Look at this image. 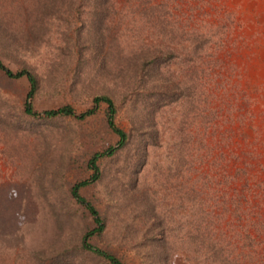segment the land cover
<instances>
[{"label":"rangeland","instance_id":"obj_1","mask_svg":"<svg viewBox=\"0 0 264 264\" xmlns=\"http://www.w3.org/2000/svg\"><path fill=\"white\" fill-rule=\"evenodd\" d=\"M150 3L152 13L136 11L132 0L113 4V45L97 40L86 13L76 34L49 17L41 37L14 40L0 57L41 78L32 98L38 110L67 100L79 111L101 86L86 85L91 73L111 85L126 69L144 70V87L152 84L155 95L167 83L178 95L156 110L137 99L134 108L128 101L116 112L115 123L132 135L129 154L100 158V178L79 188L105 222L92 243L125 264H264V0ZM79 49L83 85L67 92L76 71L66 53ZM25 88L24 78L0 73V90L10 99ZM102 107L77 121L57 117L32 124L36 129L25 121L18 133L0 128V264L20 246L75 245L91 225L67 188L89 174L87 156L116 139ZM134 143L145 146L140 156H131Z\"/></svg>","mask_w":264,"mask_h":264},{"label":"trees","instance_id":"obj_2","mask_svg":"<svg viewBox=\"0 0 264 264\" xmlns=\"http://www.w3.org/2000/svg\"><path fill=\"white\" fill-rule=\"evenodd\" d=\"M114 3H117V0H0V48L15 45L14 40L27 43V41L38 39V37L42 36L40 34H44V31L48 30L46 20L49 17H56L58 23L63 26V31L76 34L83 25L82 15L86 13L91 17L89 21L94 26L92 32L96 33L97 40L99 39L103 45H113L114 34L119 31V29H114V24L109 21V18L112 17L110 13L115 12ZM132 4L138 12L144 9H147L149 13L153 12L150 0H132ZM77 21H80L81 27L77 24ZM111 25L116 32L110 34L108 30ZM106 37L107 39L105 40ZM55 51L59 52L61 50L56 48ZM106 52L108 56L112 53L108 50ZM142 52L144 51L140 50V54ZM82 54L80 49L66 53V56L72 57L75 64L72 69L74 72L76 71V74L73 75L74 81L71 79L67 85L63 86L64 88L67 86V92L74 91L77 87L79 88L83 85L82 80L79 78L81 72L84 73L86 71L83 68L81 70L79 67L83 58ZM133 56L136 57L134 54ZM112 57L113 54L110 55V58ZM152 57L154 58L153 55ZM129 58L134 62L135 58ZM140 66H142V63ZM130 72L131 69H126L123 72V76L126 77L124 79L121 78L119 81L113 80L114 82H111V85L101 81L97 83L96 75L91 73V77L85 82L86 85H98L101 83V86L96 91L92 90L87 93L89 97L88 105L79 111H75L67 100H63L58 106L38 110L34 107L32 98L43 85L40 82L41 78L26 65L11 68L0 57V73L5 78H24L26 80V88L20 99H10L5 92L0 90V125L4 126L0 127L1 129L18 133V129H22L20 126L25 121L30 122L29 126L32 124L39 126V122L51 121L57 117L72 118L77 121L94 113L98 106L103 104L101 109L103 121L107 128L116 135L114 142L108 143L103 148L95 150L87 156L85 166L90 170L89 174L76 177L68 185V197L78 202L91 219V225L80 231L78 242L69 246L56 245L44 251L35 248V246H20L11 253L10 258H7L9 256L5 257L7 259L6 264H9V262L10 264L11 262L14 264H86L81 260V257H86V255L100 259L107 264H125L110 250L101 248L91 242L90 237L100 233L104 229L105 222L98 208L79 192V188L100 178V158L128 153L127 150L130 149L128 143L130 142V136H132L130 135L131 132L123 130L114 121V116L122 103L129 101L130 109H132L135 107V100L146 99L147 101L149 99V102L147 101L149 109L156 110L159 105H167L178 99V95L172 93L171 84L163 85V90L155 95L152 84L149 87H144L145 82L146 84L148 82L143 79L144 70L142 72L135 70L132 74ZM84 76L86 78L87 73ZM86 85L84 84V86ZM141 88L145 90L140 92L139 89ZM187 95L184 94V96ZM192 100V98H189V102L192 103ZM180 123L182 122L180 121ZM179 127L181 128V126ZM31 129H36V127L31 126ZM180 139L184 140L182 134H180ZM180 143L182 141L178 138L175 143L176 152L182 147ZM143 148L145 146L142 144L134 143L133 150L135 152L131 156H140L141 154H138V152L143 151ZM130 153L132 154V152ZM134 178L135 176L128 178L127 184L132 186L131 182ZM148 195L151 196V194ZM158 229L160 233L161 229Z\"/></svg>","mask_w":264,"mask_h":264}]
</instances>
